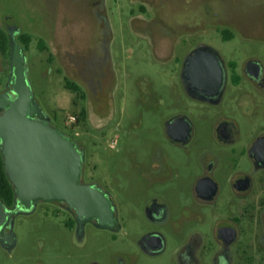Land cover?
Returning <instances> with one entry per match:
<instances>
[{"label":"rangeland","instance_id":"1","mask_svg":"<svg viewBox=\"0 0 264 264\" xmlns=\"http://www.w3.org/2000/svg\"><path fill=\"white\" fill-rule=\"evenodd\" d=\"M13 26L19 27L20 43L22 35L31 37L26 54L36 103L53 126L84 147L82 181H94L109 193L126 229L116 242L110 229L90 222L79 234L67 226L75 225L71 212L38 203L33 212L14 217L16 244L6 249L0 242V264L122 263L124 245L145 225L150 200L163 201L174 214L185 205L196 208L194 180L185 167L197 165L199 150L219 144L215 113L222 111L239 126L242 143L264 116L263 97L252 115L249 102L233 89L213 107L189 98L180 82V66L198 46L215 50L228 70L252 59L264 69V0H0V29L8 37ZM226 31L232 35L228 39ZM9 72V56L0 53V93ZM230 80L229 72L228 86ZM67 81L80 92L67 89ZM181 106L195 126L185 156L163 125ZM69 116L77 117L71 129L65 126ZM166 166L183 176L158 170ZM257 176V189L243 205L255 203L256 221L232 248L236 262L246 248L253 264H264V171ZM229 190L224 186L222 193ZM211 224L208 217L201 231L211 234ZM135 258L133 264H167L169 254Z\"/></svg>","mask_w":264,"mask_h":264},{"label":"flooded vegetation","instance_id":"2","mask_svg":"<svg viewBox=\"0 0 264 264\" xmlns=\"http://www.w3.org/2000/svg\"><path fill=\"white\" fill-rule=\"evenodd\" d=\"M250 62H255L258 66L249 68ZM183 63L180 66V82L184 92L191 99L218 107L222 103L226 89L230 88L249 102L253 110L251 114L254 115L258 103L257 98H264V69L257 60H249L243 67L234 66L229 70L225 68V85L221 95L215 97V100H202L188 93L182 79ZM229 72L231 80L228 86ZM5 89L6 85L3 91ZM186 110L187 108L183 106L174 109L163 122L166 137L174 144L177 152L184 156L189 154V142L195 134V126L186 114ZM215 120L214 131L219 144L199 150L196 153L197 165L194 168L185 167L189 169L185 174L187 178L194 180L193 194L196 208H188L185 205L174 214L163 201L156 198L150 200L144 208L145 225L140 229L136 240H130L124 245L123 260L120 264H133L136 254L150 259L165 257L169 254L167 264H253V257L245 255L246 248L241 251L244 254L243 260L240 258L236 262L232 248L241 242L243 234L246 233V226L256 221L255 203L251 202L249 207L247 205L243 207V205L247 197L257 189L258 172L264 171V116L246 143L241 142L239 126L222 111L218 110L215 113ZM49 122L54 125L50 119ZM259 140H261L260 145L254 151V145ZM80 146L84 154L86 150L82 145ZM245 159L249 160V164ZM158 170L164 172L168 170L176 177L183 176L182 171L178 173L179 169L176 167L166 166ZM84 183L95 185L103 190L94 181ZM224 186H229L230 190L226 192L227 194L224 193L227 198L225 207H221L220 201L224 196L222 193ZM109 198L112 200L110 195ZM112 202L114 204L113 200ZM4 206L7 210H11L14 208V201L11 205L4 203ZM59 206L74 215L75 225L67 224V226L71 229H78L75 212L65 206ZM115 214L118 228L110 232L114 234L113 241L116 242V235L124 231L126 226L119 221L116 206ZM208 217L212 223L211 234L201 231V226ZM90 223L97 227L95 222ZM10 232H12L11 229L7 228L4 233ZM82 233L83 231L79 234ZM252 245L250 242V248ZM88 264L102 263L93 259Z\"/></svg>","mask_w":264,"mask_h":264},{"label":"water","instance_id":"3","mask_svg":"<svg viewBox=\"0 0 264 264\" xmlns=\"http://www.w3.org/2000/svg\"><path fill=\"white\" fill-rule=\"evenodd\" d=\"M8 32L10 72L7 87L0 93V149L15 200L11 210L0 200L1 244L6 249L15 246V234H5V230L11 229L16 215L33 212L36 204L42 202L74 211L79 233L88 222L103 229H117L115 205L109 194L82 181L81 146L53 126L35 101L27 54L16 39L19 27H8ZM248 66L258 65L250 62ZM182 79L191 96L215 100L226 81L224 63L215 50L198 46L185 59ZM260 142L255 143L254 151Z\"/></svg>","mask_w":264,"mask_h":264},{"label":"trees","instance_id":"4","mask_svg":"<svg viewBox=\"0 0 264 264\" xmlns=\"http://www.w3.org/2000/svg\"><path fill=\"white\" fill-rule=\"evenodd\" d=\"M224 35L227 37L226 39H228L229 36H232L227 31L224 33ZM20 39H21L20 41L22 45L25 48V51H27L29 48L30 42H31V37L29 35H22ZM40 49L41 50L46 49L44 44L40 45ZM9 52H10L9 36L7 37L5 32H3L0 29V53L8 57ZM66 88L71 90L74 93L80 92L79 87L75 83H72L69 81L66 82ZM0 199L4 203L9 204V205H11L15 199L14 189L11 183L9 182L8 177L6 175V171L4 169L1 150H0Z\"/></svg>","mask_w":264,"mask_h":264},{"label":"built area","instance_id":"5","mask_svg":"<svg viewBox=\"0 0 264 264\" xmlns=\"http://www.w3.org/2000/svg\"><path fill=\"white\" fill-rule=\"evenodd\" d=\"M77 122V117L69 116L68 119L65 121V126L68 128H72V126Z\"/></svg>","mask_w":264,"mask_h":264}]
</instances>
